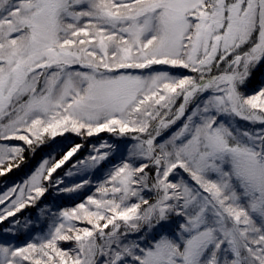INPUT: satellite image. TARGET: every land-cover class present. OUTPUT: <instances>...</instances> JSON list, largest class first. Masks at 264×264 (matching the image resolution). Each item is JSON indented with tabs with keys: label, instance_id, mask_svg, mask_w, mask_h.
I'll return each mask as SVG.
<instances>
[{
	"label": "snow or ice",
	"instance_id": "6c2138e0",
	"mask_svg": "<svg viewBox=\"0 0 264 264\" xmlns=\"http://www.w3.org/2000/svg\"><path fill=\"white\" fill-rule=\"evenodd\" d=\"M0 264H264V0H0Z\"/></svg>",
	"mask_w": 264,
	"mask_h": 264
}]
</instances>
